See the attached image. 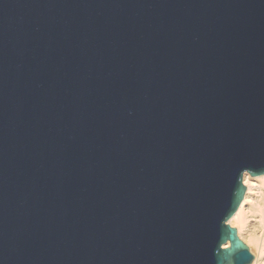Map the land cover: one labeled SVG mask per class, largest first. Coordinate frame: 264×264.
I'll list each match as a JSON object with an SVG mask.
<instances>
[{"label":"water","instance_id":"1","mask_svg":"<svg viewBox=\"0 0 264 264\" xmlns=\"http://www.w3.org/2000/svg\"><path fill=\"white\" fill-rule=\"evenodd\" d=\"M247 172L264 0H0V264H251Z\"/></svg>","mask_w":264,"mask_h":264},{"label":"bare ground","instance_id":"2","mask_svg":"<svg viewBox=\"0 0 264 264\" xmlns=\"http://www.w3.org/2000/svg\"><path fill=\"white\" fill-rule=\"evenodd\" d=\"M243 178L248 189L228 224L254 255L251 264H264V173L247 172ZM230 247L229 241L224 244Z\"/></svg>","mask_w":264,"mask_h":264},{"label":"rangeland","instance_id":"3","mask_svg":"<svg viewBox=\"0 0 264 264\" xmlns=\"http://www.w3.org/2000/svg\"><path fill=\"white\" fill-rule=\"evenodd\" d=\"M245 192H246V189H245ZM251 252V251H250ZM252 253V252H251ZM253 255V254H252Z\"/></svg>","mask_w":264,"mask_h":264}]
</instances>
